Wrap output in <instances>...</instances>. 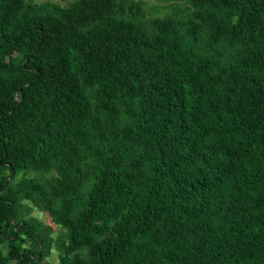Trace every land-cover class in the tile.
<instances>
[{
    "label": "trees",
    "instance_id": "obj_1",
    "mask_svg": "<svg viewBox=\"0 0 264 264\" xmlns=\"http://www.w3.org/2000/svg\"><path fill=\"white\" fill-rule=\"evenodd\" d=\"M63 1L0 0V264H264V0Z\"/></svg>",
    "mask_w": 264,
    "mask_h": 264
},
{
    "label": "rangeland",
    "instance_id": "obj_2",
    "mask_svg": "<svg viewBox=\"0 0 264 264\" xmlns=\"http://www.w3.org/2000/svg\"><path fill=\"white\" fill-rule=\"evenodd\" d=\"M30 1L41 2L44 0H30ZM52 1L58 2L61 5H64L66 3V1H63V0H52ZM143 1H144L146 12L149 14H152L151 16L162 15V14L168 12L167 6H164L165 4H167L166 2H162L160 0H143ZM20 175L21 174H19V177H20ZM33 175H35V172H27V174L25 176L30 177ZM31 215L34 216L35 218H37L38 222L41 225L48 224V223L51 225V230L53 232L50 234V236L55 238L56 237L55 233L56 234H62L63 231L59 227L54 225L53 223H50L49 217L46 214H44V213H42L36 209H33L31 211ZM40 227L41 226H36V228H40ZM40 235H41V237L43 236L41 233H40ZM57 253H58V251L54 248V244L51 243L50 248L48 249L47 255L44 257L43 260H41L37 263L38 264H57Z\"/></svg>",
    "mask_w": 264,
    "mask_h": 264
},
{
    "label": "water",
    "instance_id": "obj_3",
    "mask_svg": "<svg viewBox=\"0 0 264 264\" xmlns=\"http://www.w3.org/2000/svg\"><path fill=\"white\" fill-rule=\"evenodd\" d=\"M15 96H16V94H15Z\"/></svg>",
    "mask_w": 264,
    "mask_h": 264
}]
</instances>
